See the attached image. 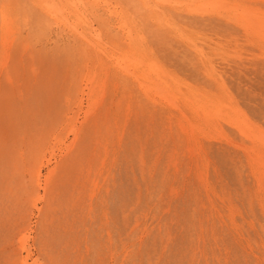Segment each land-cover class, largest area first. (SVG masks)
<instances>
[{
	"label": "rangeland",
	"instance_id": "1",
	"mask_svg": "<svg viewBox=\"0 0 264 264\" xmlns=\"http://www.w3.org/2000/svg\"><path fill=\"white\" fill-rule=\"evenodd\" d=\"M57 1L0 0V264H264V0Z\"/></svg>",
	"mask_w": 264,
	"mask_h": 264
},
{
	"label": "bare ground",
	"instance_id": "2",
	"mask_svg": "<svg viewBox=\"0 0 264 264\" xmlns=\"http://www.w3.org/2000/svg\"><path fill=\"white\" fill-rule=\"evenodd\" d=\"M74 2H76L77 4L78 3H80V1L81 0H73ZM41 2V1H40ZM46 2V1H45ZM40 4V3H39ZM72 6L74 7V8H76V4L75 3H72ZM40 8H41V6H39ZM51 8L52 9H54V10H56V9H59V8H64V6L61 4V3H59L57 0H52V3H51ZM57 12H59L60 14H62L61 13V10H56ZM44 12V11H43ZM44 13H46V12H44ZM47 14V13H46ZM49 15V14H48ZM63 15V14H62ZM201 15V14H200ZM18 16V15H17ZM65 16V15H64ZM66 18H67V20L68 21H70L69 20V18L67 17V16H65ZM53 18V17H52ZM56 20V19H55ZM60 21V20H59ZM61 22V21H60ZM128 22V21H127ZM130 23V22H129ZM244 30V29H243ZM193 31V30H192ZM89 40V39H88ZM221 48V47H220ZM134 50V49H133ZM130 52V51H129ZM132 53V52H131ZM128 62L130 63V66H135V67H143V64L141 63V62H143L141 59L140 60H138V61H135V63H134V60H133V58L131 57V56H129V60H128ZM138 63H139V66H138ZM141 63V64H140Z\"/></svg>",
	"mask_w": 264,
	"mask_h": 264
}]
</instances>
